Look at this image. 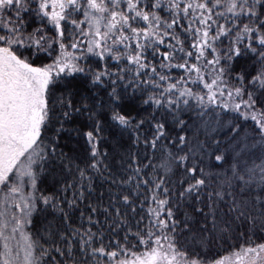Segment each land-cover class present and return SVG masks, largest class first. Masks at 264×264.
<instances>
[{"label":"snow or ice","instance_id":"1","mask_svg":"<svg viewBox=\"0 0 264 264\" xmlns=\"http://www.w3.org/2000/svg\"><path fill=\"white\" fill-rule=\"evenodd\" d=\"M0 264H264V0H0Z\"/></svg>","mask_w":264,"mask_h":264},{"label":"trees","instance_id":"2","mask_svg":"<svg viewBox=\"0 0 264 264\" xmlns=\"http://www.w3.org/2000/svg\"><path fill=\"white\" fill-rule=\"evenodd\" d=\"M230 251L229 249H227V246H225V249H222L219 253L220 256H229L230 255Z\"/></svg>","mask_w":264,"mask_h":264}]
</instances>
